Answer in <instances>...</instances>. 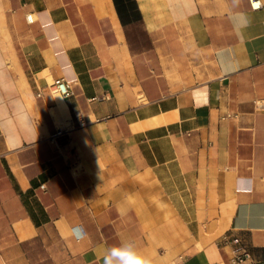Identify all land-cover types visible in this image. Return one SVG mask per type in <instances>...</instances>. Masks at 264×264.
Instances as JSON below:
<instances>
[{"label":"crops","instance_id":"1","mask_svg":"<svg viewBox=\"0 0 264 264\" xmlns=\"http://www.w3.org/2000/svg\"><path fill=\"white\" fill-rule=\"evenodd\" d=\"M259 2L0 0V264H264Z\"/></svg>","mask_w":264,"mask_h":264},{"label":"clouds","instance_id":"2","mask_svg":"<svg viewBox=\"0 0 264 264\" xmlns=\"http://www.w3.org/2000/svg\"><path fill=\"white\" fill-rule=\"evenodd\" d=\"M70 235L76 239L86 237V232L81 226L70 229ZM103 264H150L148 258L138 251L131 240H122L119 245L106 249Z\"/></svg>","mask_w":264,"mask_h":264},{"label":"built area","instance_id":"3","mask_svg":"<svg viewBox=\"0 0 264 264\" xmlns=\"http://www.w3.org/2000/svg\"><path fill=\"white\" fill-rule=\"evenodd\" d=\"M253 9L260 8L259 0H250ZM52 90L55 94L60 96L62 99H67L72 95L69 83L63 79H56L52 82ZM83 123H80L82 125ZM59 133H61L59 131ZM58 133V134H59ZM220 244L224 246H233L232 258L230 260L231 264H250L251 257L250 254L240 246L239 239L228 234H225L220 239Z\"/></svg>","mask_w":264,"mask_h":264},{"label":"bare ground","instance_id":"4","mask_svg":"<svg viewBox=\"0 0 264 264\" xmlns=\"http://www.w3.org/2000/svg\"><path fill=\"white\" fill-rule=\"evenodd\" d=\"M54 98L56 99L57 102V110L56 112L53 113L55 124L57 125L58 129H62L64 127V123L66 122L65 120L68 118V113L66 106L61 99L60 96L55 95Z\"/></svg>","mask_w":264,"mask_h":264},{"label":"rangeland","instance_id":"5","mask_svg":"<svg viewBox=\"0 0 264 264\" xmlns=\"http://www.w3.org/2000/svg\"><path fill=\"white\" fill-rule=\"evenodd\" d=\"M55 95H57V94L54 93V96H55Z\"/></svg>","mask_w":264,"mask_h":264}]
</instances>
